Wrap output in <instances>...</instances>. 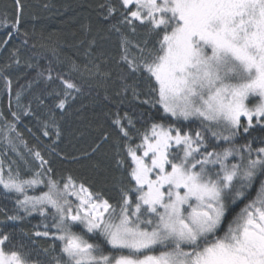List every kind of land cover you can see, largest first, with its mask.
Segmentation results:
<instances>
[{
	"label": "snow or ice",
	"instance_id": "obj_1",
	"mask_svg": "<svg viewBox=\"0 0 264 264\" xmlns=\"http://www.w3.org/2000/svg\"><path fill=\"white\" fill-rule=\"evenodd\" d=\"M13 5L14 19L7 11L0 14L8 32L0 46L13 32L28 36L22 33L24 5L21 0ZM96 7L106 27L81 25L76 46L82 64L72 61L69 72H54L51 61L41 67L39 53L24 63L35 72L29 88L41 80L62 85L35 97L46 110L43 135L63 134L61 121L82 92L73 74L113 79V69L106 67L112 61L108 43L119 52L116 107L129 111L115 113V138L104 131L90 151L68 155L50 145L48 158L29 149L31 162L17 152L29 171L35 167L30 178L11 164L5 172L0 161V186L23 196L13 215L4 208L0 213L8 220H22L20 211L51 217L45 231L34 235L59 242V254L49 255L48 248L14 240V232L0 234V264H264V146L236 143L257 128L264 133V0H104ZM18 52L14 48L11 55ZM11 68L0 66L9 88ZM21 94L17 91V102ZM49 98L56 102L46 104ZM151 109L162 118L156 120ZM25 114L40 120L31 106ZM11 116L20 118L16 112ZM193 120L200 124L195 133L182 126ZM0 131L16 152L10 137L15 124L5 118ZM110 140L115 167L124 173L114 202L103 190L92 191L85 178L78 183L71 171L57 175V162L99 175L101 165L92 157ZM259 142L264 145V135ZM36 185L46 190L29 196ZM56 247L50 245L53 252Z\"/></svg>",
	"mask_w": 264,
	"mask_h": 264
},
{
	"label": "trees",
	"instance_id": "obj_2",
	"mask_svg": "<svg viewBox=\"0 0 264 264\" xmlns=\"http://www.w3.org/2000/svg\"><path fill=\"white\" fill-rule=\"evenodd\" d=\"M103 2L104 0H21L24 5L21 17L22 33L26 31L28 36L25 37L22 34L13 32L9 43L6 46H0V66L4 64L12 65L8 73L12 81L11 88L6 85L3 79H0V113H3V117H0V130L5 127V118L16 126V132L10 133L16 152L12 150V145L3 139V132L0 131V161L4 162L5 172H7L9 164H11L13 171H16L19 167L22 176L25 178H30L32 172L35 171V167L29 171L20 161L17 152L31 162L29 149L40 150L45 158H48V146L50 145L56 147L59 152L68 155H79L82 152L90 151L104 131L109 132L113 139L115 138L117 130L112 124L115 113L119 111L123 115L129 109L126 106H120L117 109L115 103L117 98L114 93L120 85L115 80V60L119 58V52L114 42L105 45L106 52L112 57V61L106 66L113 69L112 80H81L74 74L71 76L81 86L82 92L77 95L71 108L65 114L64 120L61 121L63 134L59 139L56 138L54 130L48 137L43 135V120L46 110L37 106L35 97L44 93L45 90L50 92L53 89H61L62 85L59 81L46 83L41 80L38 84H34L29 88L28 82L35 76V72L24 67V63L34 53H39L44 57L41 60L42 68H48L49 61H51L54 72H69L72 61L82 64V49H78L76 46L81 35V25L91 24L93 30L101 26L106 27V25L100 24L96 7ZM5 11L14 19L15 7L13 0H0V14ZM6 38H8V32L5 30V26L0 25V45H3ZM25 39H27L26 45L23 44ZM33 45L36 47L33 48ZM14 48L19 49L17 56L11 55ZM16 59L21 61L19 66L14 63ZM57 61H60V63H57ZM21 86H23V89H21ZM17 91L22 92L19 102H17ZM45 102L51 105L56 101L49 98ZM29 106H31L32 112L40 116V120H37L34 114H25ZM150 111L156 120L162 118L161 111L157 109H151ZM12 112L19 115V120H14L11 116ZM129 114L132 115L131 112ZM164 122L169 123L171 121L165 119ZM182 126L186 131L190 129L193 133L200 128L199 121L196 120L183 122ZM136 127L143 130L145 125L137 123ZM16 133L20 134L19 137L16 136ZM261 135H264V133H261L257 128L252 130L250 135L244 134L238 137L236 143L243 145L253 140L252 146L254 148L264 146L259 142ZM131 143L137 144L139 139H133ZM213 143L216 142L213 141ZM92 159L98 161L101 165L99 175L89 168H78L76 165L66 162L63 164L56 163L57 175H67L71 171L72 175L77 178L78 183L80 178H85L86 184L91 183L92 191L103 190L105 196L113 198L114 202L119 180L124 173L121 169L115 167L114 149L111 140L109 143L103 144L100 151ZM82 163L88 162L82 161ZM41 190L46 189L43 188V185H36L34 188L29 189L27 194L38 196ZM251 195H255V189H253ZM17 198L23 199V196L15 192H7L0 186V208H4L7 215H13L12 209L15 207ZM246 202L239 203L235 211H239ZM18 214L24 218L22 220H8L4 213H0V234L14 232V240L23 239L38 250L48 248L49 255L59 254L58 241L34 235L37 231H45L44 225L50 223L51 217L45 219L39 212L25 215L20 211ZM21 229L23 232L20 231ZM53 244L57 245L55 252L50 248V245Z\"/></svg>",
	"mask_w": 264,
	"mask_h": 264
}]
</instances>
